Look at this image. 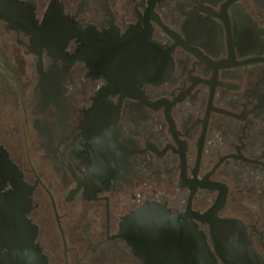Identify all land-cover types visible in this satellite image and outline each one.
<instances>
[{
	"label": "flooded vegetation",
	"instance_id": "af4514ba",
	"mask_svg": "<svg viewBox=\"0 0 264 264\" xmlns=\"http://www.w3.org/2000/svg\"><path fill=\"white\" fill-rule=\"evenodd\" d=\"M0 145L48 264H145L147 204L264 264V0H0Z\"/></svg>",
	"mask_w": 264,
	"mask_h": 264
},
{
	"label": "water",
	"instance_id": "95a60500",
	"mask_svg": "<svg viewBox=\"0 0 264 264\" xmlns=\"http://www.w3.org/2000/svg\"><path fill=\"white\" fill-rule=\"evenodd\" d=\"M8 183L11 189L3 192ZM27 191L22 174L0 145V223L10 225V245L16 252L5 264H48L34 243L33 225L25 218ZM124 234L145 264H216L205 234L156 204L128 216Z\"/></svg>",
	"mask_w": 264,
	"mask_h": 264
}]
</instances>
